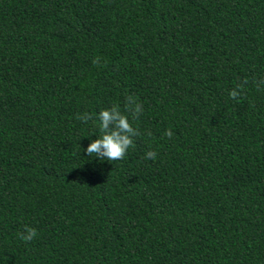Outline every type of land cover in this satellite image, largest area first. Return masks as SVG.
I'll return each instance as SVG.
<instances>
[{
    "label": "trees",
    "instance_id": "1",
    "mask_svg": "<svg viewBox=\"0 0 264 264\" xmlns=\"http://www.w3.org/2000/svg\"><path fill=\"white\" fill-rule=\"evenodd\" d=\"M260 81L264 0H0V264H264Z\"/></svg>",
    "mask_w": 264,
    "mask_h": 264
},
{
    "label": "clouds",
    "instance_id": "2",
    "mask_svg": "<svg viewBox=\"0 0 264 264\" xmlns=\"http://www.w3.org/2000/svg\"><path fill=\"white\" fill-rule=\"evenodd\" d=\"M93 64L99 65L100 58L95 57L92 61ZM264 84V81L258 82ZM247 80L238 83L230 92L229 96L237 100L245 86ZM126 113L120 110L118 105H113L110 108L103 109L99 113V138L92 140L88 145L86 152L89 157H98L101 161L107 160L114 162L123 159L127 155L128 149L133 145V137L140 135L139 130L134 128L130 122L129 116L137 118L143 110L135 96L129 95L125 99ZM77 119L84 123L92 120L93 117L84 113L83 115L77 114ZM165 135L171 139L173 132L171 129L165 132ZM155 151H148L145 159H155ZM37 236V230L34 227L25 226V231L20 235V239L25 242L32 241Z\"/></svg>",
    "mask_w": 264,
    "mask_h": 264
}]
</instances>
